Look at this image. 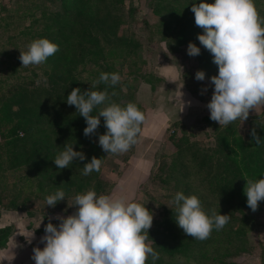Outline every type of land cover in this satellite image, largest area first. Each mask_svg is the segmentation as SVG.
<instances>
[{"label": "trees", "instance_id": "1", "mask_svg": "<svg viewBox=\"0 0 264 264\" xmlns=\"http://www.w3.org/2000/svg\"><path fill=\"white\" fill-rule=\"evenodd\" d=\"M38 1L58 3L60 10L40 11L42 29L34 34L33 40L47 38L56 43L59 50L43 63L48 65L45 73L47 87L24 83L22 86H11L0 97V122L9 125L6 131L7 145L17 149L12 152L15 161L18 166L30 170L39 193L48 196L62 189L66 197L70 195L66 193L70 188L104 193L101 168L109 153L104 152L98 144V136L106 131L103 117H99L101 123L95 132L85 136L83 129L87 126L86 122L75 106L66 103V97L76 87L81 91L107 90L111 102L121 106L135 103L146 115V108L136 101L137 90L130 93L128 84L119 82L111 86L101 82L94 86L100 73H113L115 52L119 50L123 55L133 51L131 43L118 36L125 0ZM146 1L151 14L158 19L154 26L144 22L148 36L155 31L171 51L187 46L189 42L195 44L200 48L199 55H196L197 71L202 70L207 79L217 75L218 66L213 63L212 54L197 40V35L203 34V29L194 22V13L190 10L193 0ZM194 2L198 5L200 0ZM204 2L213 3V0ZM254 2L259 14L264 16V2ZM1 55L0 66L4 64V59L8 68L10 57L3 52ZM84 73H90L91 79H85ZM156 81L161 82L158 78ZM142 82L149 85L151 90L156 87L149 77ZM190 93L197 97L195 93ZM105 106H97L91 115H97ZM201 122L214 128V147L201 148L190 140L188 127L173 122L169 127L171 135L168 141L175 149L168 157L160 158V183L171 184L186 196H198L206 213L214 209L222 215L228 214L230 219L222 229H214L207 239L198 240L177 226L175 205L164 209L153 222L152 229L148 230L149 238L154 242L152 247L159 256L154 261L149 257L146 264H236L227 259L244 251L243 237L246 231L242 227L248 218L246 211L250 210L244 190L248 180L264 177V125L253 122L247 138H243L238 133L236 121L228 126H219L205 116ZM253 129L260 139L259 144L250 134ZM65 143L73 144L74 151L83 152L85 160H74L68 168L58 170L52 160L58 153L56 147L62 148ZM92 157L101 159L100 170L82 175L84 163ZM105 181L111 192L113 186ZM94 182L96 185L91 187ZM1 209L18 211L23 208L15 200L6 206L0 200ZM48 222L44 220L45 224ZM10 233V228L0 230V249L6 247Z\"/></svg>", "mask_w": 264, "mask_h": 264}, {"label": "clouds", "instance_id": "2", "mask_svg": "<svg viewBox=\"0 0 264 264\" xmlns=\"http://www.w3.org/2000/svg\"><path fill=\"white\" fill-rule=\"evenodd\" d=\"M190 10L195 24L203 29L197 40L218 66V74L209 78L214 86L206 104L209 118L219 126L244 121L250 110L264 106V16L259 14L254 0H213V3L200 0L198 5L193 0ZM58 50L56 43L39 38L20 52L19 60L23 66L39 65ZM186 52L196 56L200 48L189 42ZM194 78L203 81L205 73L198 70ZM120 79L118 73L102 72L94 86L101 82L115 86ZM66 103L75 106L84 118L85 136L95 132L101 123L99 117H103L106 131L98 136V144L107 154L123 153L134 145L145 120L135 103L121 106L111 102L107 90L81 91L76 87L67 95ZM102 104L106 106L97 115H91ZM181 105L183 109L182 102ZM250 134L259 144L254 129ZM56 148L58 153L52 161L58 170L68 168L74 160H85V154L74 151L71 143ZM101 163L100 158L92 157L84 163L82 175L99 171ZM246 183V204L255 211L258 202L264 201V177ZM65 195L58 189L45 198V206L54 207L65 200ZM171 203L176 208L177 226L198 240L207 239L214 229H222L230 219L228 214L222 215L214 209L206 213L198 196H186L182 191L174 194ZM73 206L76 209L73 214L50 218L58 220L57 225L45 224V234L41 237L44 247L33 249L35 264H146L149 257L153 261L158 259L148 235L153 214L145 204L124 195H97L90 189L75 195ZM32 236L30 232L28 237Z\"/></svg>", "mask_w": 264, "mask_h": 264}, {"label": "rangeland", "instance_id": "3", "mask_svg": "<svg viewBox=\"0 0 264 264\" xmlns=\"http://www.w3.org/2000/svg\"><path fill=\"white\" fill-rule=\"evenodd\" d=\"M261 2L263 3L264 0ZM59 10L58 3H39L38 0H0V58L2 52L7 53L10 57L8 68L7 60L2 57L4 64L0 66V83L4 82V84L0 85V97L11 86H22L24 83L34 87H38V85L47 87L45 73L48 71V65L42 63L23 66L19 60V55L20 52L27 50V46L35 38L34 34L39 33L42 29L40 11L58 12ZM121 19L122 23L118 30V36L121 40L127 41L128 44L131 43L133 51L123 55L119 50L115 52V60L112 62L111 70L120 75V83L128 84L130 93L133 90L138 92L139 87L147 85L142 82L146 77L155 82L156 87L152 92L150 88H146L147 90H143L135 96L136 101L146 108L145 120L140 126L137 142L126 152L107 155L101 168V180L105 191L104 193H97V195L113 194L114 192L120 194L122 191L124 194L128 193V198L135 202L145 204V207L153 214L152 224L148 229L150 230L159 214L164 209H170L174 206L171 201L178 191L171 184L163 185L160 183L162 175L158 171L160 158L168 157L175 148L171 141H168V137L171 135V130L167 128L170 120L160 124L159 119H155L158 116L157 113H166L176 102L177 105L180 103L181 109L182 102L183 109L185 108L184 111H186L189 103L193 100L190 94H188L189 99L179 88L177 89L178 85H182L186 90L195 93L205 103L210 101L214 86L206 77L203 81L194 78L198 69V62L196 56L187 54V46L171 51L168 49L166 41L156 35L155 31L150 37L148 36L144 22L154 26L158 19L151 14L146 0H125ZM163 70L168 74L166 76L167 81L156 74L163 73ZM83 77L90 80L91 74L84 73ZM157 78L161 82L156 81ZM180 92L182 93L181 97ZM179 109H173L171 111L172 116L167 115V117L178 116L181 113V109ZM205 114H210L208 109ZM191 116L195 118V122L192 127L187 128L190 140L198 143L203 149L213 148L215 145L214 128L202 124L195 112H192ZM151 122L155 124L150 126ZM236 122L239 135L247 138L248 129L253 122L264 125V106L250 110L244 121L236 120ZM157 126H160L161 130L156 133L153 129ZM8 128V124L0 122V200L4 206L9 205L14 200L16 204L22 206L23 209L20 211L24 218L22 217L23 222L20 229L17 230V240L22 241L21 235L24 234V229L30 230L34 225L35 233L43 236L45 234L44 220L57 225L59 221L50 218L57 215L67 217L73 214L76 210L73 206L75 195L83 194L88 190L86 188H82V190L70 188L66 192L70 195L66 196L65 200L58 202L56 207L45 206L47 195L37 192L35 177L27 167L17 165L12 154L17 149L7 145L6 131ZM131 166L140 170L137 179L132 173L126 175ZM105 180L114 185L113 191L108 190V183ZM94 185L96 182L91 184V187ZM246 213L248 218L242 227L246 231L243 237L244 251L228 258L227 261L236 264H264V201L258 202L255 211L250 209ZM19 216L20 214H13L11 218L13 220L17 218L16 220L19 221ZM15 244H17L16 240ZM42 244L44 245V243Z\"/></svg>", "mask_w": 264, "mask_h": 264}, {"label": "crops", "instance_id": "4", "mask_svg": "<svg viewBox=\"0 0 264 264\" xmlns=\"http://www.w3.org/2000/svg\"><path fill=\"white\" fill-rule=\"evenodd\" d=\"M156 74L160 78H163L165 81H167L166 76L168 74L166 73L165 70H163V73H156ZM146 88H150V90H151V87H145V85H142L141 87H139L138 92H136V95H139L143 90H147ZM178 88L182 93L186 94V96L188 98H189L188 94H190V97L193 101H191V103H189L188 107L186 108V111H184L185 108L182 110L180 108V103H179V105H177L176 104L177 102H176L173 105V107L169 106L170 109H168V111L166 113L158 112L157 113L158 116L155 119L157 120V118H158L160 124H162L163 122H166L167 120H170L169 127L175 121L180 122L181 124L185 125L186 127H192L194 125V122H195V118L191 116L192 112H195L196 117L200 120L205 116H207V117L210 116V114H205L206 110H207V107H206L207 103H205V101L202 102L201 98H198V97L192 95L190 93V91L188 89L186 90L182 85H178L177 89ZM152 91L153 90H151V92ZM173 102H174V100H173ZM175 108H177V109L180 108L181 113H179L178 116L173 115V117H167V115L172 116L171 111H173V109H175ZM152 124H155V123L151 122L150 126H152ZM146 126L148 127L149 125H146ZM169 127H167V128H169ZM153 130H154V132L157 133L159 130H161V128H160V126H157ZM151 134H153V133H151ZM131 173H132V175H135L136 179H137L139 174H140V170H138V168L135 166H131L130 169L126 172V175L131 174ZM111 185L113 186L111 191H113V189H115V187L113 184H111ZM121 190H123V189H121ZM113 194L114 195H124V196L128 197V195H127L128 193L124 194L122 191L120 194H118L116 192H114ZM13 214H15V215L20 214V216L18 218L20 220L19 221L16 220L17 218H15V220H13L11 218V216ZM22 217L23 216L21 215L20 210H18V211L0 210V230L4 229V228H10L11 229V233H10V236L7 240L6 247L4 249H0V264H35L34 260L32 259L33 249L34 248H41L42 249L44 247V245L41 242L42 234L37 235L35 233V229H34L35 226L34 225L32 226V229H30V230L24 229V234L21 235L22 236L21 238L23 239L22 241L17 240V238H18L17 237V234H18L17 230L20 229V226L23 222L22 219L24 218V217L23 218ZM30 232H33V236L27 237V236H29ZM22 233H23V231H22ZM15 240L17 241V244H15Z\"/></svg>", "mask_w": 264, "mask_h": 264}]
</instances>
